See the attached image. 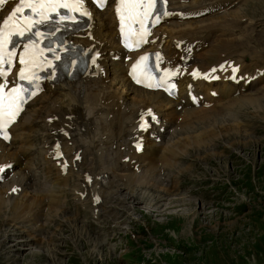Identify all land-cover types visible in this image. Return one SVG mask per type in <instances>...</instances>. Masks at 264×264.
Instances as JSON below:
<instances>
[{
  "label": "bare ground",
  "instance_id": "1",
  "mask_svg": "<svg viewBox=\"0 0 264 264\" xmlns=\"http://www.w3.org/2000/svg\"><path fill=\"white\" fill-rule=\"evenodd\" d=\"M238 2L243 4L245 0H220L215 9ZM170 4L184 12H199L201 11L200 6H204L198 0H170ZM236 11L238 9L228 12L234 13L232 20L205 24L206 20L213 19L215 15L185 21L175 18L169 24L156 29V34L165 40L168 52H172L170 59H174L171 62L174 66L188 69L197 66L206 70L226 60L233 61L234 65L239 64V74L256 76L249 84L222 83V86L218 87L220 92L218 102L215 103L212 98H208L207 100L213 104L208 108H195L189 102L182 103L181 99L186 98L185 83L189 80L187 76L180 81L178 99L168 98L160 91L151 92L132 85L125 76L122 61H113L108 54L109 50L117 51L118 48L114 33L111 32L115 28L111 15L107 12L94 14L97 22L91 24L92 38L86 36L75 39L78 42L92 45L102 52L99 62L104 68V73H99L95 77L80 75L76 80H63L47 86V93L28 104L25 113L21 115V122L19 121L12 129L13 135L10 142L7 144L0 140V164L13 163L12 172L6 175V179L0 183V213L9 207L12 208V212L4 218V222L7 225H10V222L16 223L20 228L17 232L20 237L18 240L13 237L12 229H5L4 222H0V225L4 226L1 232H8L5 235H9L5 244L7 253H11L8 256L13 262L19 259L16 256H22V252L28 249L26 251L30 254L36 251L41 252L39 255L44 257L42 261L48 264L49 259L44 256L47 253L45 248L35 247H41V240H43L48 247L49 255H52L51 244L48 243L47 246L49 237L42 235V232L45 227H50L49 221L56 222L59 216L64 220H66L65 217L70 219V230L75 232L77 239H79L77 232L83 235V238L87 237L89 233L84 230L87 221L90 224H97L99 220H94V218L100 217L102 213L108 214L103 218L104 221L119 220L121 214L118 215L116 210L133 211L138 203L133 200V185L157 191L159 197L155 204L159 203L158 206L156 205L158 210L164 195L168 193L163 191H167L164 187L157 185L152 167L153 160L161 157L165 162L166 159L175 158L172 147L175 136H182L178 142L180 147H184L181 142L186 147L193 146L191 141L195 136L202 141V145L207 141L206 131L198 135L183 134L184 127H191L188 122L205 121L208 124H214L217 119H221L219 114L229 115L230 111L235 108L250 107L258 112L264 95L262 86L264 85L263 27L252 33L247 30L249 27H254L252 21L246 22L243 27L238 26L235 21L241 16L240 11L235 13ZM255 24L263 26L262 23L258 25L257 21ZM179 40L184 42L181 50L177 51L174 46ZM180 57L183 60L175 61ZM187 58H189L188 63L184 62ZM196 90L200 92L201 86L196 84ZM177 105H181L182 109L177 110ZM149 109L159 115V123L156 126L158 136L164 140L169 135L167 141L163 142L165 145L163 143L158 145L156 141L136 127L137 117L143 111L148 113ZM49 118L51 121H48ZM36 126L41 129L42 160L51 169H56L61 175L52 159L53 153L51 152L55 141L62 143L63 152L69 158V167L67 172L61 176L60 183H49L48 186H40L37 189L33 187L29 177V162L22 148L25 138L34 130L37 131ZM161 126L165 127L162 133L159 131ZM223 128L225 131L230 129L226 126ZM136 130L145 135L141 153L135 151L134 143L138 142L137 135L141 134ZM183 137L193 138L183 139ZM211 144H213L212 140H209L208 145ZM208 147L211 149L210 146ZM78 149L82 150L81 158L74 160L73 155ZM88 177L91 178L90 181ZM68 180L69 185H67ZM114 188H116L115 192H120V194L112 192L114 199L107 203L108 190ZM13 189H18L16 195L9 193ZM82 193L86 198H81ZM68 194L78 204L72 217L65 212L64 208H67ZM168 195L164 200L168 198ZM96 196L100 197L99 201L95 199ZM45 200L47 203L44 202ZM82 212H88L91 215L90 219L81 221L82 226L85 224L84 227L75 220ZM32 244L35 245L27 248ZM76 247L78 248L77 243ZM3 261L8 263V260Z\"/></svg>",
  "mask_w": 264,
  "mask_h": 264
},
{
  "label": "rangeland",
  "instance_id": "2",
  "mask_svg": "<svg viewBox=\"0 0 264 264\" xmlns=\"http://www.w3.org/2000/svg\"><path fill=\"white\" fill-rule=\"evenodd\" d=\"M248 1L235 12L240 11L239 23L252 21L254 27L247 30L253 33L263 27L264 34V0ZM226 15L214 20L223 21ZM256 21L263 26H257ZM224 115L214 124L191 121V127L183 128V134L190 135L206 131L204 145L195 136L193 146L186 147L181 142L184 147H180L182 136L178 135L172 145L175 158L154 160L155 172L161 169L165 178L157 184L174 182L167 185L171 192L164 188L169 195L166 200L164 195L158 210V192L133 185L130 190L134 192V202H138L133 211L116 210L121 217L112 221H104L108 214L102 213L94 218L99 220L97 224L87 221L86 227L81 221L91 215L82 212L75 220L89 234L83 238L77 232L79 239L70 230V219L59 216L56 222L49 221L50 227L42 232L49 237L47 246L51 244L55 257L49 255L43 240L41 247L35 248H45L48 264H264V95L258 112L245 107ZM224 125L230 129L225 131ZM209 140L213 144L208 145ZM40 186L41 182L37 188ZM116 188L108 190L107 203L113 201ZM68 203L65 212L72 217L75 204L72 200ZM11 212L10 207L1 212L0 222ZM18 226L10 222L5 229H12L13 237L20 240ZM2 228L0 225V264L7 263L3 260H8L7 264H45L41 252L30 254L28 249L13 262L5 244L9 235L2 233Z\"/></svg>",
  "mask_w": 264,
  "mask_h": 264
}]
</instances>
